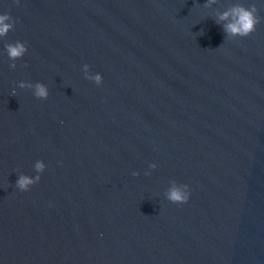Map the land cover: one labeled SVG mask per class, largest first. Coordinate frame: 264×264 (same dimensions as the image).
I'll list each match as a JSON object with an SVG mask.
<instances>
[{
	"label": "water",
	"instance_id": "1",
	"mask_svg": "<svg viewBox=\"0 0 264 264\" xmlns=\"http://www.w3.org/2000/svg\"><path fill=\"white\" fill-rule=\"evenodd\" d=\"M206 2L0 0V264H264V22L226 39L250 0Z\"/></svg>",
	"mask_w": 264,
	"mask_h": 264
},
{
	"label": "clouds",
	"instance_id": "2",
	"mask_svg": "<svg viewBox=\"0 0 264 264\" xmlns=\"http://www.w3.org/2000/svg\"><path fill=\"white\" fill-rule=\"evenodd\" d=\"M219 0H207L203 5L205 9H211L213 5L218 4ZM13 3L19 6L20 0H13ZM199 6L198 3L195 5ZM264 11V2L262 0H250L245 5L237 2L231 4L224 11H215V23L222 27L226 39L247 38L250 37L257 28V25L264 22V17L260 15ZM10 14H0V40H5L8 34L15 30L16 23ZM203 33V30L201 31ZM220 48V47H219ZM4 51L8 59L11 61L9 64L10 69L17 68V61L22 60L28 52L27 45L23 42L16 41L15 43H5ZM26 67V65H24ZM85 79L93 82L95 85L100 86L103 83V78L100 74L92 75L90 68L87 64L83 66ZM19 89H30L33 95L38 100H47L49 98L48 87L43 83H25L21 81L18 84ZM12 96H16L15 88L13 89ZM34 171L37 173L35 177H30L23 173L18 174V179L15 188L20 192H28L31 188L40 182L41 175L46 170V165L42 160H38L34 164ZM156 164H150L149 168L155 170ZM18 171V170H17ZM145 176L151 175V172H145ZM133 177L139 176L138 172H132ZM165 198L172 204H186L190 198V191L187 185H180L175 180L170 182V187L164 193Z\"/></svg>",
	"mask_w": 264,
	"mask_h": 264
}]
</instances>
